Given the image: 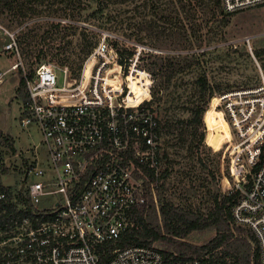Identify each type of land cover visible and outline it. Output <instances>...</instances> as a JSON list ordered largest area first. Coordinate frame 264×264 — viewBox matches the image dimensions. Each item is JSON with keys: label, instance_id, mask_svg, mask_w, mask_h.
<instances>
[{"label": "built area", "instance_id": "built-area-1", "mask_svg": "<svg viewBox=\"0 0 264 264\" xmlns=\"http://www.w3.org/2000/svg\"><path fill=\"white\" fill-rule=\"evenodd\" d=\"M261 3L220 0L231 13ZM0 29L7 36L2 50L18 58L0 68V84L11 71L24 77L27 98L20 124L38 126L47 155L46 165L25 164L11 190L0 188V264H162L154 246L107 248L134 226L138 213L145 217L151 206L158 211L163 169L154 110L161 97L140 102L133 81L139 71L137 56L121 62L106 33L79 65L43 59L28 75L19 55L18 31L1 24ZM246 43L250 46L249 38ZM254 60V82L221 89L210 100L215 96V107L228 126L219 146L232 141L226 160L232 184L225 191H238L232 220L255 236L250 264H264V68ZM148 71L161 89V72ZM5 204H13L17 214L3 216ZM172 264L208 263L195 257Z\"/></svg>", "mask_w": 264, "mask_h": 264}, {"label": "rangeland", "instance_id": "rangeland-1", "mask_svg": "<svg viewBox=\"0 0 264 264\" xmlns=\"http://www.w3.org/2000/svg\"><path fill=\"white\" fill-rule=\"evenodd\" d=\"M83 1L87 5L76 14L75 19L69 20V23L76 24L77 27L61 28L60 31L56 29L44 60L57 63V59L65 55L69 59L67 62L76 66L84 57L86 46L91 44L92 30L98 32V38L107 33L110 43L117 42L122 48L135 47L134 54L138 59L136 62L139 71L137 80L133 81L139 100L151 96V99L157 102L159 98L153 97V90L150 87L154 84L152 75L150 74L152 80L150 85L144 80L146 75L142 68H147L144 64L153 57L164 54H199L203 51L198 63H192L190 67H185L173 75L166 88L161 80V89L157 94L161 98L154 111L162 124L157 142L161 154L166 153V157H161V166L163 170L167 168L169 172L161 189L159 187L162 195L184 208L208 211L213 203V194L227 191L232 184L226 164L232 141L228 139L219 146L223 142L222 138L228 136V126L213 104L208 110L205 122L202 117L204 134H207L205 123L213 127L208 131L205 142L204 135L199 150L194 147L202 125L195 129L186 121L191 115L190 108L198 99L196 76L201 70H205L213 84L216 83L221 89L227 90L250 84L258 78L254 57L264 68V52L260 55L255 53L256 50L264 49V3L245 7L232 12L227 17L219 14L212 19L210 11L207 10L212 1L207 0L209 6L201 5L194 11L196 19L204 18L207 23L196 32L195 36L191 33L188 41L181 42L182 45L185 44L183 47L181 44H174V39L168 35L175 24L163 23L152 10L153 8L140 5L139 2L142 0H125L122 3L109 4L98 13H94L96 10L94 0ZM155 4V10L158 12H170L174 8L177 9L179 2L174 4L172 0H155ZM31 6L32 9L28 10L25 17H17L12 11L6 10L0 15V24L9 30H17V36L23 30L29 36L35 34V38L38 39L52 21L62 20V23H68L66 19L59 18L53 10L57 6L56 0H37L31 3ZM149 20H153L152 30L149 33L147 30H140L139 27ZM138 37L142 38L141 41L137 39ZM246 38H249L250 46L246 43ZM6 40L7 36L0 29V68L2 69L8 68L18 59L15 54L2 50ZM17 44L27 72L30 62L33 61L34 64L36 60L38 45L32 44L26 56L18 40ZM61 62L66 64L64 60ZM20 78L19 70L11 71L0 84V174L4 184H15L13 186L18 184L19 170H22L25 164L37 162L43 165L47 160L38 126L31 124L22 127L20 124L23 95L26 92L25 88L21 91L17 90ZM164 120L167 121L166 125ZM200 158L205 161L206 166L202 164ZM4 168L8 169V174L4 173ZM158 221L161 225L160 216ZM214 233L213 228H207L192 231L182 239L192 244H201L210 239ZM153 244L156 247H165V243L158 241Z\"/></svg>", "mask_w": 264, "mask_h": 264}, {"label": "trees", "instance_id": "trees-1", "mask_svg": "<svg viewBox=\"0 0 264 264\" xmlns=\"http://www.w3.org/2000/svg\"><path fill=\"white\" fill-rule=\"evenodd\" d=\"M37 0H0V15L6 10L12 11L17 17H25L28 14V10L32 9L31 3ZM96 3V10L94 13L102 11L103 8L107 7L109 4L122 3L125 0H94ZM173 3L179 2V5L170 12H158L155 10L156 4L155 0H142L140 5L144 7L153 8L152 10L158 15V18L163 23H174L175 27L171 28L169 36L173 38L174 44H181V42L188 41L189 35L191 33L196 35V32L200 31L203 26L207 23L204 18L196 19L194 11L201 5H208L207 0H172ZM210 17L213 19L218 17L219 14H223V17H227L231 12H225L221 5L220 0H211ZM57 6L53 10L57 13L59 18L66 19L68 23H62V20L52 21L51 24L39 35V38H35L34 35H30L23 30L19 32L17 40L21 46L22 51L26 56L31 50V45L36 43L38 45L36 52V60L30 62V68L27 70L28 75H32L34 72V65L46 58V51L51 47V42L53 41L52 35L57 30L60 31L61 28H76V24L69 23L70 19H75L76 14L81 11L87 4L83 0H56ZM209 6V5H208ZM207 6V7H208ZM219 9V10H218ZM92 12V13H93ZM184 14H183V13ZM184 15V16H183ZM62 23V24H61ZM153 20L145 21L140 27V30H147L148 33L152 30ZM55 28V29H54ZM99 36L98 32L92 30L91 44L86 46L85 52H88L90 47L96 42V38ZM141 41L142 38H137ZM88 45V43H86ZM118 52L119 60L123 62L124 58H128L133 55L135 47H119L117 42L110 43ZM183 47L185 46L182 45ZM264 52V49L256 50L255 53L260 55ZM147 53V52H146ZM153 52H151L152 54ZM150 54V55H151ZM203 54L201 51L199 54L196 53H185V54H173V55H160L156 58L150 59L144 65L147 67L142 70L145 73V81L148 85L151 84L152 73L148 69L159 70L162 76V82L164 87H167L168 81L173 75L183 70L185 67H190L192 63H198L199 56ZM85 55V54H84ZM83 55V56H84ZM149 55V56H150ZM83 59V58H82ZM77 64L79 65L82 61ZM64 60L65 63L69 60L67 56L62 55L57 61L61 64ZM151 74V75H150ZM154 84L150 87L153 97H158L159 85L157 84V79H154ZM196 87L198 88L197 103L190 108V117L187 119V123L198 128L202 125L201 131L197 135V140L194 147L199 150L201 142L204 137L203 131V121L202 117L204 114V121H206L208 116L209 108L214 104L215 96L210 97L217 91H221L218 84H213L206 73L205 70H201L196 76ZM25 88V79L21 76L19 80L18 91ZM24 101L27 98V92L23 95ZM210 100V102H209ZM207 107V109H206ZM215 109V107H214ZM205 112V113H204ZM167 121L164 120V125ZM221 124V123H219ZM161 122L158 120V127L161 129ZM212 125H207L208 131L211 130ZM158 128V130H160ZM161 157H166L164 152ZM203 165L205 161L200 158ZM4 173L8 172L7 168L3 169ZM210 172L213 171L210 169ZM168 169L165 168L161 174L160 189L164 179L168 175ZM214 175V174H213ZM0 188L4 190H11L12 187L9 185H4L0 178ZM158 191V211L155 206H151L145 217L142 213H138L135 217V224L133 227L129 228L120 240L116 242L108 243L107 248L112 247H125L131 244L138 245H148L157 248L163 257L162 264H172L175 260H189L192 258H199L203 262L208 264H250V254L252 244L255 242V236L252 230L240 224H235L231 216V206L237 198L238 191L229 192H218L214 193L212 197V206L208 211L203 212L199 208H184V206H179L174 204L169 198L164 197L161 191ZM3 201H0V206H3ZM7 212L3 215L17 214L13 204L6 205ZM160 216L161 225L159 224L158 217ZM207 228H213L215 230L214 235L208 239L206 242L201 244H192L184 241L187 234L192 231L203 230ZM165 243V247H156L154 242ZM109 254L107 253L103 262L108 259ZM255 259H258L257 254H255Z\"/></svg>", "mask_w": 264, "mask_h": 264}, {"label": "bare ground", "instance_id": "bare-ground-1", "mask_svg": "<svg viewBox=\"0 0 264 264\" xmlns=\"http://www.w3.org/2000/svg\"><path fill=\"white\" fill-rule=\"evenodd\" d=\"M150 98H151V96H149V98H145V99H143V100L140 101V102H142L143 104H147V103L150 102ZM214 104H216V98H215ZM231 147H232V145H231ZM230 149H231V148H230ZM229 151H230V150H229ZM229 175L231 176L230 172H229ZM231 178H232V177H231Z\"/></svg>", "mask_w": 264, "mask_h": 264}]
</instances>
